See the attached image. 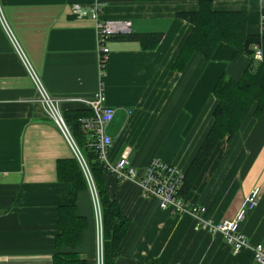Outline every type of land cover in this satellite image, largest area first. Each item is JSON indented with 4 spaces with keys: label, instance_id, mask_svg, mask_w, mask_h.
I'll list each match as a JSON object with an SVG mask.
<instances>
[{
    "label": "crops",
    "instance_id": "obj_1",
    "mask_svg": "<svg viewBox=\"0 0 264 264\" xmlns=\"http://www.w3.org/2000/svg\"><path fill=\"white\" fill-rule=\"evenodd\" d=\"M3 14L48 92L61 99L64 115L89 114L73 97L93 98L102 87L116 109L107 133L109 160L124 155L143 173L153 160L187 172L214 124V88L223 75L239 80L252 58L222 42L212 60L195 53L185 71L173 68L193 24L178 12L200 0H1ZM100 2L102 19H129L134 33H163L155 50L113 38L102 74L97 21L79 17L73 5ZM217 10H245L248 32L264 34L262 0H213ZM39 91L0 17V264H54L60 209L74 184L59 163L76 158L65 135L45 113ZM255 109L238 133L216 145L187 198L207 208L206 219L233 220L255 187L258 205L241 231L250 245L236 253L222 233L196 229L189 213L175 214L158 196H146L138 180L107 175L108 186L130 220L114 264H260L252 246L264 244V112ZM89 116V115H88ZM72 129L85 153L87 139ZM89 144V143H88ZM76 213L87 220L75 251L97 264V233L90 188L77 195Z\"/></svg>",
    "mask_w": 264,
    "mask_h": 264
},
{
    "label": "trees",
    "instance_id": "obj_2",
    "mask_svg": "<svg viewBox=\"0 0 264 264\" xmlns=\"http://www.w3.org/2000/svg\"><path fill=\"white\" fill-rule=\"evenodd\" d=\"M177 16L189 21L194 27L174 63L175 70L185 71L197 52L201 53L207 61L212 60L222 42L228 43L235 49L234 59L242 54L252 58L249 68L241 79L236 80L223 75L214 88V95L218 100L214 111V124L189 170L185 172L180 195L187 197L218 142L226 136L230 138L235 136L253 109H255L256 117H260L264 112V34L248 32V11L217 10L213 0H200L198 10L181 11L177 13ZM114 38L139 41L144 50L150 51L159 46L163 33L133 32ZM256 48L263 50L262 59H257ZM87 111L90 113L77 111L65 115L71 131L75 129V133L85 139L89 132L83 128L80 119L92 115L91 110L87 109ZM94 142V138L87 142L86 152H82L93 173L104 207L106 264H114L122 251V243L130 228V220L123 213L119 202L111 195L107 181V175L110 172L100 159L97 147L92 145ZM59 170L62 179L71 181L74 189L70 203L60 209L61 232L57 236L58 251L54 256V264H88L78 252L65 251L63 248L73 249L82 242L88 223L86 218L76 213L77 195L81 190L87 189L89 184L77 158L60 161Z\"/></svg>",
    "mask_w": 264,
    "mask_h": 264
},
{
    "label": "built area",
    "instance_id": "obj_3",
    "mask_svg": "<svg viewBox=\"0 0 264 264\" xmlns=\"http://www.w3.org/2000/svg\"><path fill=\"white\" fill-rule=\"evenodd\" d=\"M262 4L264 7V0H262ZM73 13L79 17L91 15L97 21L99 54L103 74L105 62L108 61L111 52L109 42L118 35L132 34L133 23L129 19H102L100 2H95L91 5L75 3L73 5ZM0 17L16 51L22 58L30 77L39 91L38 100L45 113L65 135L84 170L95 212L97 264H106L104 208L93 173L65 118L61 107V99L54 97L48 92L42 79L33 68L21 44L4 18L1 0ZM256 57L257 59L263 58V50L261 48H256ZM69 100L80 102L92 111L91 116H85L80 121L83 128L95 139L92 145L97 147L100 159L105 163L110 173L116 175L120 180H138L146 196L160 197L164 203V207L173 213L192 214L197 220L196 229L208 230L212 233H222L236 253L250 245L248 237L241 231V224L246 219L247 213L258 205L261 196L260 187H255L250 192L233 220H223L219 223H214L212 220L204 217V214L207 212L206 207L191 203L187 197L180 195L186 176V173L181 168L156 159L142 173L130 162L127 155H124L117 163H112L109 160V149L112 147L114 140L107 133V127L114 120L116 109L107 104L106 94L102 87L93 98L73 97ZM252 249L255 262L264 264V244L257 243L252 246Z\"/></svg>",
    "mask_w": 264,
    "mask_h": 264
},
{
    "label": "rangeland",
    "instance_id": "obj_4",
    "mask_svg": "<svg viewBox=\"0 0 264 264\" xmlns=\"http://www.w3.org/2000/svg\"><path fill=\"white\" fill-rule=\"evenodd\" d=\"M100 193V192H99ZM101 197V196H100ZM101 201H102V199H101ZM103 205V204H102ZM104 208V207H103ZM105 244H106V242H105ZM106 253V252H105ZM105 258H106V254H105Z\"/></svg>",
    "mask_w": 264,
    "mask_h": 264
}]
</instances>
